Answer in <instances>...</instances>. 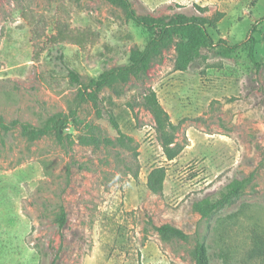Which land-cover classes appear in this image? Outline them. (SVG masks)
<instances>
[{
	"label": "rangeland",
	"instance_id": "1",
	"mask_svg": "<svg viewBox=\"0 0 264 264\" xmlns=\"http://www.w3.org/2000/svg\"><path fill=\"white\" fill-rule=\"evenodd\" d=\"M132 2L154 16L193 14L196 5L208 7L209 16L222 11L209 31L216 41L240 46L229 56L222 44L204 49L184 71L175 67V49H164L143 80H124L116 70L99 95V115L85 84L130 64L132 50L143 49L150 33L109 0H0V264H195L202 242L212 264H255L247 253L253 230L264 233V0ZM64 11L74 27L97 33L95 45L47 40ZM257 23L255 62L248 40ZM35 43L44 49L40 60ZM71 69L82 83L72 81ZM145 87L156 90L180 124L184 149L172 161L143 103ZM72 111L112 143L79 144L72 121L65 133L75 142L55 132L32 139L24 129ZM110 112L131 137L125 146ZM157 166L168 175L164 189L153 193L147 180ZM244 178L234 203L207 216L194 208ZM166 222L188 238L162 239L156 227Z\"/></svg>",
	"mask_w": 264,
	"mask_h": 264
},
{
	"label": "trees",
	"instance_id": "2",
	"mask_svg": "<svg viewBox=\"0 0 264 264\" xmlns=\"http://www.w3.org/2000/svg\"><path fill=\"white\" fill-rule=\"evenodd\" d=\"M109 1L122 6L127 13V17L147 30L150 33V37L143 49L135 48L132 50L130 64L120 66L117 69L106 70L97 78H93L89 83L85 84L87 93L85 92L84 96L94 103L99 115L101 114V98L99 95L105 87L111 85V74L116 72V70L118 76L124 80L131 76L137 80H143L148 76V70L153 62L161 57L164 49H175V67L178 70L184 71L189 69L201 57L204 49H214L222 44L223 53L229 56L240 46V43L231 45L223 39L216 41L209 31L208 26L210 23L216 24L224 17L225 13L222 11H216L213 15L209 16L205 14L208 11V7L196 5L198 12L193 14L175 12L173 14L154 16L152 14H140L134 7L132 0ZM31 24L34 25L33 22ZM257 28L258 23L252 27L248 40L250 44V55L255 62L257 61L255 59L254 49L257 38L254 32L257 31ZM53 31L54 33L52 35L46 37L49 42L61 43L66 41L78 45L83 49L96 44L97 33L90 28L82 29L74 27L71 22V14L67 11H64L63 14H59L55 18ZM34 47V57L36 60H40L44 49L37 43L34 44ZM69 73L72 81L82 83L81 77L76 70L71 69ZM142 96L144 105L151 111L155 119L164 154L168 160L172 161L184 149V145L177 140L180 124L172 121L169 112L162 105L155 89L145 87ZM108 117L119 134L117 137L118 143L125 146L131 137H128L122 131L113 113H108ZM69 121H72L79 128V144L99 147L104 141L112 143L111 139L101 137L98 133L97 124L92 121H86L76 111H72L69 115H63V113L56 114L42 127H33L30 124H24V129L32 139H37L41 135L49 132H55L58 139L63 142L64 140L75 142L71 139L69 133H65L69 126ZM167 175V167H154L148 175V188L153 193L161 192L164 189ZM246 185V178L234 179L224 186L217 196H210L196 201L194 208L204 216H207L215 210L238 200ZM66 216L67 214L63 212L60 218L61 227L65 226ZM156 229L164 240L188 238V234L181 227L170 222L163 223L157 226ZM253 231L252 246L248 250L247 256L253 259L255 264H264V233L257 229ZM194 256L195 264H212L209 247L204 242L198 243L194 251ZM50 264H55V261H52Z\"/></svg>",
	"mask_w": 264,
	"mask_h": 264
}]
</instances>
